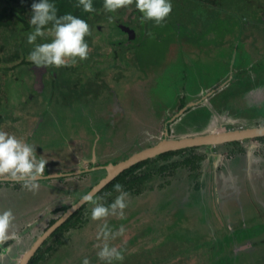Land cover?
<instances>
[{
	"label": "rangeland",
	"instance_id": "obj_1",
	"mask_svg": "<svg viewBox=\"0 0 264 264\" xmlns=\"http://www.w3.org/2000/svg\"><path fill=\"white\" fill-rule=\"evenodd\" d=\"M234 1L227 2L226 4L228 6L232 3L236 4ZM246 4L247 7L245 6L242 10L246 21L243 22L244 24L238 21L242 13H240L238 7L235 6L232 8L233 17L241 24H237L236 21L231 17H226L225 14H221L223 19H219L216 14L211 13L208 17H202L203 19L200 20L199 15L202 13L198 12L196 14L197 17L191 14L189 19H184L181 24H177V27L173 28L169 27L167 24L161 25L147 22L148 27L143 31L139 28L140 26H138L140 20L137 18V15L140 13L128 11V15H130L131 20H133L130 26L126 27L105 23L98 27L100 33L88 40L89 46L96 50L92 52L91 55L94 57L90 60V67L93 70L96 69L95 79L96 81H101V85L99 86L100 89L103 87L102 84H104V86H107V83L114 85L113 83L116 81L119 84L121 78H118V80H111L114 77L112 68L121 67L122 65L126 66V63L122 60L118 61L115 52L117 50L120 52L122 50H127L129 54L134 53L137 60V68L135 69L133 66H131V68L138 70V72L127 77L128 79L125 78L122 86L117 87L118 84L114 85V87H116L114 88V95H116L115 97H117L120 106H127L129 108V116L133 115L130 112H134L131 110V107H136V110L141 113L139 116H134L132 120L129 117L128 131L124 126V122L121 123L118 133L111 134L110 129H106L108 142L105 144L106 148H102V152L105 156L103 161L110 158H119L121 156L127 157L129 154L125 153L126 155H122V153L130 151V148L134 147L133 138L138 137L140 140L143 135H139V132L142 133L150 127L148 123L145 124V119L147 115H149V112L153 110V100L156 99L155 95H161L163 92L164 88L160 90L157 88L165 79L164 74L167 69H171L169 72L172 71L175 73V76H178L179 73L182 74L185 72L186 60L190 62L189 66L191 67L195 66L193 63L194 61L199 62L197 67H202V65L205 66L206 61L209 59H215V62L209 61L208 66L211 68L210 73L219 71V65L223 64L221 59L215 57L209 58L208 56V58L204 57L209 53V44L223 47L227 46L228 43L234 45L236 42H241L243 44V49L247 52H249V50H254L253 43L258 45V49L262 47V44H264V10L262 11L260 6L256 7L253 3L246 2ZM237 5L242 6L238 3ZM185 14V17H187V12ZM125 20H127V17ZM169 31L170 33L173 31L185 33L184 37L181 39L183 40V46L188 52H184L183 46H180L182 44H179L181 40L180 36H167L169 35ZM52 38L51 34H48L43 38V41H50ZM43 41L38 38L36 43H41ZM170 42H172L171 45ZM10 45L8 40L7 46ZM33 46L34 45L27 42L24 48L29 53ZM16 48L17 47L8 49L4 53L5 58L2 61L7 63V71L0 67V84L2 85L0 90V115H3L2 118L5 120L3 125H0V129L14 133L18 138L34 144L36 146L37 156L46 159L47 165L50 164L52 166L51 168H55V170H57L56 168H61V170L64 168L72 171V168L65 165L67 162L61 164L53 160L52 156H47L46 150L51 153L52 149L49 146H43V144H45L43 140H46L47 134L49 136L48 141L52 140L57 134L55 129H60V131L64 132L65 137L74 135L71 118H68L69 121L63 126L61 125V121L58 120L55 122L53 118V115H57L58 113L57 107L60 104V100L62 105V99H64V96L58 93H69L64 90L53 92V89L47 86L44 87V91L38 96L41 89L37 91L38 93L34 90L33 85L35 76L31 69L36 65L32 64L29 66L31 68L24 65L17 66L20 64L21 60L13 56ZM255 52L253 51V54ZM80 64L81 60L77 58L75 64L69 63L66 66H60L62 68H67V70H65V73H68L66 76L67 82L72 85L75 84L77 80L84 82V75L81 73L78 75L75 71L76 65ZM15 65L17 67L13 69ZM53 67L54 65L46 66L47 71L52 72L53 70H59L58 67ZM192 71L193 70H191V72ZM202 72L205 73L203 70ZM57 73L61 75V71ZM176 73L178 75H176ZM44 78L47 80L46 77ZM63 78H65V76H62V80H66ZM167 79H169L168 72L166 81ZM201 80H203L202 76ZM47 81L50 82L49 80ZM146 85L150 89L157 86L153 89L155 95L151 96L150 91L145 88ZM75 89L77 90L75 92L76 98L72 95L74 92H71L65 100L66 102L71 101L72 104L73 99L76 109L78 107L81 110H85L92 106L99 108L106 103L105 94L102 92H94L96 90L91 85H82ZM106 89L107 87L103 88V90ZM31 96L32 99H30ZM135 98H138V100H135ZM32 100L33 102H31ZM54 100H59V102H55ZM133 100L136 101V104H132ZM43 115L44 118L42 119L41 116ZM87 120L89 121L88 117L86 118V122L80 121V123H77L80 131L83 133L87 128L90 129L87 125ZM46 123H49L50 127L55 126V129L51 130L47 127L44 129L43 127ZM93 124H95V126L98 125L96 121H94ZM136 130L137 135L134 134ZM94 131L99 133L96 128ZM96 132L93 133V135L91 134V139L94 140L93 146L96 145V149L99 151L101 141L97 142L98 136ZM79 136L81 140L84 138L83 134ZM61 140L63 143H56L55 149L60 150L62 154H64L66 153L67 147L65 146L64 138ZM73 145L76 148L78 147L77 142ZM75 147L74 149L77 150ZM58 163V167H55ZM161 164H163V162L156 165L157 169L152 170L153 174L147 181L139 187H136L141 189L140 195L129 192L130 194L125 197L127 206L123 209V216L110 213L108 216L99 219H92L91 217V209L95 207V203L110 205L116 197L120 195V192L103 194L99 198L86 204L81 219L76 222L75 227L65 229L56 235V238L51 239L43 246L40 253L43 255V259L39 264H82L84 257H88L89 264H208L209 257L214 251H211L208 248L209 246L205 247L207 243L209 244L215 237L216 239H221L219 237L223 235V231L231 233L232 230L230 229L236 231V227H245L243 226L244 221H246L245 225L247 227H254L253 218L255 214L259 212V205L254 202V194L251 198L250 205L248 204L240 215L237 214L235 217V214H228L229 218L230 215L234 218L229 221L228 218H223L226 214H201L196 210L195 212L197 214H181V212L172 213L170 210H166L163 203V201L167 202L166 192L164 193L165 187H163L164 174L158 173V168ZM74 169H77V167ZM92 177L94 178V175L79 174L70 179L71 182L65 179L64 186L62 187H58V184L56 186H51L52 191L38 190L35 193H27V199L29 201L25 205V208L23 207L26 211L22 214L23 218H21V214H16L18 209L17 205L14 204V200L8 197V195L15 194V197L18 198L19 195L17 193L20 190H27V192L30 190L19 184L16 185L17 187H13L11 185L6 186L1 182L0 211L7 208L12 209L15 220L10 228L19 230L21 233L19 235L18 244L9 248H14L10 251V255L1 253L2 255L0 258L10 256V258L13 259V254L18 253L17 251L19 249L24 250L26 238L35 228V225L32 224L33 219H35L36 216H40L43 212L45 213L50 208L48 207V202L50 201L51 194L52 199L55 197V194H57L59 206L63 208L74 205L86 193L89 186L87 179L90 180ZM173 183L174 185L190 184L189 180L181 182L174 180ZM175 190H178L180 193H178L179 196L170 193L169 202L173 200L172 209L184 205L180 198L183 194L184 200L186 199V190L188 189L184 186L181 187L176 185L173 187V191ZM205 192L207 193L206 190L201 192L199 195L200 199L207 202L208 208H214L216 204L211 200L214 194H205ZM218 205H220V201ZM221 206L223 205L218 206V208ZM174 211L175 210H173V212ZM47 216L48 214H43L42 217L45 218ZM223 221L226 222L224 223ZM105 224L111 229L107 241H105L103 233L101 232ZM209 224L211 229L208 227ZM121 225L124 227L123 232L119 231ZM258 227V230L261 232L260 226ZM254 232L255 231L252 232V235ZM37 234L41 235L42 233L40 234L38 232ZM10 236H13L15 239L17 238L15 233ZM53 241L56 243L53 244V250L46 252V249L52 246ZM106 242L110 246H114L117 250L121 251L123 258L120 260L113 259L111 261L107 258H100L98 252ZM235 248L237 252H242V247L235 246ZM254 249L255 248H252L248 254L252 252L256 253ZM261 250L264 252V245H262ZM260 259V256H255V261L257 263L261 262ZM210 264L213 263L210 262Z\"/></svg>",
	"mask_w": 264,
	"mask_h": 264
},
{
	"label": "flooded vegetation",
	"instance_id": "obj_2",
	"mask_svg": "<svg viewBox=\"0 0 264 264\" xmlns=\"http://www.w3.org/2000/svg\"><path fill=\"white\" fill-rule=\"evenodd\" d=\"M208 46L210 48L209 53L204 57L221 59L223 64L219 65V71L210 73L209 61L215 62V59L206 61V67L203 65L202 67H197L199 63L197 61H194L195 66L191 67L189 66L190 62L186 60L184 73H179V75L176 73L178 76H175L174 72H169L171 69L165 71V79L157 88L158 90L164 88L161 95L157 96L153 93V89L157 86L150 89L146 85L145 88L150 91L151 96L155 95L156 98L155 100L152 99L153 110L149 112V115L145 119V124L148 123L150 127L142 133L139 132V135H143L140 140L138 137L133 138L134 147L130 148V151L122 153V155L129 154L127 157L110 158L106 161H103L105 156L102 152V148H106L105 144L108 142L106 129H110L111 134L118 133L121 123L124 122V126L128 131L129 117L132 120L134 116L141 115L136 110V107H131V110L134 112H130L133 115L129 116V108L127 106H120L117 97H115L116 95H114V88H116L114 85H117L118 82H114V85L107 83V86L102 84L103 87L100 89L101 81H96L95 79L96 69L93 70L90 67V60L94 57L91 55L92 53L89 54L88 59L81 60V64L76 65L75 68L76 74L80 75L81 73L84 75V82L77 80L73 85L67 82L66 76L68 73H65L67 68L58 67L59 70L50 71L51 75L49 76L50 72L47 71L45 66L29 67L35 76L34 90L37 92L41 89L40 93L37 92L38 96L44 91V87L49 86L53 89V92L63 90L69 94L74 92L72 95L76 98L75 92L77 90L75 88L82 85H91L96 90L94 92L105 94L106 103L99 108L92 106L93 108L90 107L85 110H81L78 107L76 109L73 99L72 104L71 101L66 102L65 100L69 94L58 93L64 96V99H62V105L60 100V104L57 107V115H53L54 121H61V125L63 126L69 121L68 118H71L74 135L65 137L64 132L60 131V129L57 130L55 126L50 127L49 123H46L43 128L55 129L57 134L50 141H48L49 136L47 134L46 140H43L45 143L43 146H49L52 149L51 153L46 150L47 156H52L53 160L61 164L67 162L65 165H68L67 167L73 170L70 171L64 168L63 170L61 168H56L57 170H55V168H51L50 164H46L44 175L51 178L41 179L37 190L29 192L27 190H20L17 193L19 195L18 198L15 197V194L8 195V197L14 200V204L17 205L16 214H21V218H23L22 214L26 212L24 209L25 205L29 201L27 193H35L38 190H51V186H56L57 184L58 187H62L64 186L65 179L70 181V179L79 174L94 175V178L87 179L89 186L84 194L86 195L106 177L107 172L102 167L111 163L117 164L125 161L135 153L158 146L165 140L171 143L186 142L187 146L166 150L154 158L145 160L146 164L138 168L134 173L144 174L145 172L155 170L157 169L156 165L163 162L158 168V170L164 169L161 174H164L163 187H165L164 193L166 192L167 202L163 201V203L164 208L168 211L170 210L172 213L197 214L196 210L201 214H226L227 216L225 215L223 218H228L229 221L233 216L230 215L229 218L228 214H235V217L237 214L240 215L246 206L250 205L254 194V202L259 205V212L253 218L254 227H247L245 225L246 221H244L243 226L245 227H236V231L230 229L232 230L231 233L223 231V235L219 237L221 239H216L215 237L209 243V249L214 252L209 257L208 264L210 262L213 264H253L257 263L255 256L261 257V262L257 264H264V252L261 250L262 245H264V133H261L264 130V44L258 49V45L253 43L254 50H249V52L243 49L241 42H236L234 45L228 43L227 46H221L222 49L215 44H209ZM253 51L257 53L253 54ZM116 57L118 61L122 60L126 63V66L122 65L121 67L112 68L114 77L111 80L121 78L117 85V87H120L123 85L125 78L138 72V70H135L137 66L134 65L137 60H134L127 50H122ZM131 66L135 69L131 68ZM39 69L42 73L43 82L45 80L44 77L50 81L45 80L44 86L41 88L38 86ZM191 70L193 71L191 72ZM58 71H61V75L57 73ZM167 72L169 79L166 81ZM62 76H65L63 79L66 80H62ZM201 76L203 80H201ZM104 87H107V89L103 90ZM32 96L30 99H32ZM135 100H138V98H135ZM135 100H133L132 104H136ZM54 101L59 102V100ZM2 116L0 115V125H3V122H5ZM87 117L89 118L87 125L90 129L87 128L83 133L80 131L77 123H80V121L86 122ZM41 118L43 119L44 115ZM94 121L98 123L97 126L93 124ZM95 128L99 133L94 131ZM95 132L98 136L97 142L101 141L99 151L96 149V145L93 146L94 140L91 139ZM80 134L84 135L82 140L79 136ZM134 134L137 135V130ZM234 137H238V139H234ZM62 138H64L65 146L67 147L64 154L60 150L55 149L56 143H63ZM75 142L78 143L77 148L73 145ZM58 165L59 163L55 167H58ZM76 167L77 169H74ZM174 180L177 182L189 180L190 183L184 185L176 184L188 189L186 190V199L184 200L183 194L180 198L184 205L178 206L176 209H172L173 200L169 202L170 193L178 196V193H180L178 190L173 191V187L176 186L173 183ZM1 182L6 186L17 187L14 182ZM112 182L98 191L90 201L85 203L75 213L82 210L80 214H83L86 204L105 194L106 191L104 190ZM19 185L22 184L19 183ZM205 190L207 193L214 194L211 197V200L216 204L214 208H208L207 202L200 199L199 195ZM122 191L127 192L124 189ZM118 192L120 191L116 193ZM130 193L127 192V194ZM140 193L137 195H140ZM207 193L205 192V194ZM219 201L220 205H223L220 208H218L220 206L218 205ZM72 206L64 208L59 206L57 194H55L53 199L51 194L50 201L48 202V207L50 208L33 219L32 224L35 225V228L27 236L24 250L19 249L18 253L13 254V259L10 256L0 258V264H21V258L35 245L40 236ZM173 210L175 211L173 212ZM43 214H48V216L43 218ZM68 221L69 219L63 225ZM223 222L225 223L226 221ZM258 226H260L261 232L258 230ZM208 227L211 229L210 224ZM60 228L44 241L36 254L47 242L56 238V235H58L56 232ZM64 230L62 229V231ZM8 231L10 235L15 233L17 238L15 239L13 236H10L9 239L0 241V256L4 253L10 255V251L14 248H9L18 244L21 232L11 228ZM253 231L255 232L252 235ZM38 232L42 234L39 235L37 234ZM235 246L242 247V252H237ZM252 248H255L254 251L256 253L252 252L248 254ZM31 260L28 264H30Z\"/></svg>",
	"mask_w": 264,
	"mask_h": 264
},
{
	"label": "clouds",
	"instance_id": "obj_3",
	"mask_svg": "<svg viewBox=\"0 0 264 264\" xmlns=\"http://www.w3.org/2000/svg\"><path fill=\"white\" fill-rule=\"evenodd\" d=\"M132 0H103V7L107 12L116 10L130 4ZM136 8L142 13L141 21L154 20L159 24L172 11V0H135ZM77 7L83 11H95L93 0H77ZM32 15L28 21L31 31L27 34V42L34 45L28 54V59L36 66L56 67L66 66L69 63L75 64L79 60L87 59L89 56V43L87 36H91L89 23L82 17L72 12L58 14L56 0H33ZM109 21L114 17L109 16ZM50 25V27H46ZM51 34L50 41L36 43L38 38ZM47 160L37 156L36 146L24 139L18 138L14 133L0 129V177H7L11 181L21 182L22 187L28 190H37L39 181L45 177ZM122 185L116 184L115 188L120 195L110 204L95 203L91 209L92 219L106 217L110 213L123 216V209L126 208L125 197L127 192L122 191ZM84 201L91 200L92 196L84 195ZM119 210V211H118ZM15 220L11 208L0 211V241L10 238L9 229ZM120 232L124 231L121 225ZM105 241L109 237L111 229L105 224L101 229ZM102 259L110 261L123 258L122 252L107 242L98 252ZM82 264H89L88 257H84Z\"/></svg>",
	"mask_w": 264,
	"mask_h": 264
},
{
	"label": "trees",
	"instance_id": "obj_4",
	"mask_svg": "<svg viewBox=\"0 0 264 264\" xmlns=\"http://www.w3.org/2000/svg\"><path fill=\"white\" fill-rule=\"evenodd\" d=\"M231 1L234 0H172L171 13L165 18L163 22L159 24L161 25L167 24L169 27L174 28L177 27L178 23L181 24V22L184 21V19H189L191 14L197 17L196 14L198 12L202 13L201 15H199L200 20L205 17H208L211 13L216 14L217 18L219 19L222 18L221 14H225L226 17H231L234 21H236L237 24H241L243 22H246L245 17L242 13L243 8L245 6L247 7L246 2L253 3L256 5V7L260 6V8H262V11L264 10V0H235L234 2L236 4L232 3L230 6H228L226 3ZM32 2L33 0H0V67L4 68L5 71H7V63L2 61L5 58L4 53L6 50L12 49L14 47H17L15 49V53L17 54L14 53L13 55L14 58L17 59L19 58V60H21L20 64H18L17 66L24 65L29 67L33 64L27 58L29 53L24 48L27 44V34L29 31H31V26L29 25L28 21L32 15V9H31ZM93 2L96 10L93 12H86L83 11L82 7H77V0H56V6L59 10L58 14H63L65 12H72L74 15L84 18L89 23L91 28V36L86 37L87 41L93 38L94 35L99 34L100 31L98 27L105 23L121 25L126 27L130 26V24L133 23V20H131V16L128 15L127 13L128 11H132L133 13L137 12L138 14L140 13L139 15H137L138 16L137 18L140 20L138 26H140L139 28H141V30L143 31H145L146 27H148L147 22L157 24L154 22V20H146L143 22L141 21L140 17L142 13L136 8L135 0H132L130 4L116 10L115 12H107L103 7V0H93ZM237 3L241 4L242 6L237 5ZM235 6L238 7L240 13H242L241 14L242 16H240V19L238 20L241 21V23H239L233 17L234 15L232 12V8ZM186 12H187V17H185ZM109 16L114 17V19L112 21H109L108 19ZM126 17L127 20H125ZM46 27H50V25ZM173 35L180 36L181 39L184 37L185 33L180 31H173L170 33L169 31V35L167 36H173ZM8 40L11 44L10 46H7ZM45 41L48 40H44L43 42ZM172 42H170V45L172 44ZM182 42L183 40L181 39L179 44ZM180 46H183V43ZM220 49H222V47ZM94 51L96 50L89 46V54ZM183 51L184 52L187 51V49L184 46H183ZM119 52L120 51L117 50L115 52V56L119 55L118 54ZM129 55L132 58H134V60H136L135 56H133V53ZM134 65L137 66V62ZM17 66L16 65L13 66V69H16ZM206 66L207 64L205 63V67ZM1 86L2 85L0 84V90H1ZM144 164H146V162L136 165L137 167L133 166L131 169L119 175L104 190L106 191L105 194L116 193L118 191L115 188L116 184L122 185L123 186L122 189L126 190L127 192H133V194L140 193L141 189L136 187H139L141 184L147 181L153 174L152 171L145 172L144 174L134 173L139 167L143 166ZM162 171H164V169L161 168L159 169L158 173L161 174ZM6 183H10V181L9 182L6 181ZM14 183L18 185L21 182H14ZM81 211L73 214L69 218V221L65 225H63L56 233L59 234L62 231V229H70L72 227H75L76 222L81 219L82 216V214H80ZM208 246L209 244L207 243L205 247ZM208 248H210V246ZM51 250H53V246L46 249V252H49ZM39 252L32 258L30 264H39V262L43 259V255H41Z\"/></svg>",
	"mask_w": 264,
	"mask_h": 264
},
{
	"label": "water",
	"instance_id": "obj_5",
	"mask_svg": "<svg viewBox=\"0 0 264 264\" xmlns=\"http://www.w3.org/2000/svg\"><path fill=\"white\" fill-rule=\"evenodd\" d=\"M35 69H37V67H35ZM39 71L40 72L38 75V86L41 88L42 86H44V82L42 79L41 70L39 69ZM261 133H264V130ZM234 139H238V137H234ZM165 142H169V141L165 140L158 146L143 150L141 152H137L134 155H132L129 159L122 161L120 163L117 164L111 163L107 166L102 167V169L106 170L107 172L106 177L102 179L99 182V184L95 186L87 195L94 197V195H96L98 191H100L107 184L112 182L119 174H121L122 172L131 168L132 166L136 165L139 162L145 161L150 158H154L156 155H159L160 153L166 150L175 149V148L179 149L181 147L187 146V144L181 146H178L177 144L171 146L170 144L168 147L162 148L161 145L165 144ZM0 181L16 182L9 180L7 177L6 178L0 177ZM88 201L90 200L84 201L83 199H81L76 204H74L70 209H68L67 212L60 219H58L42 236H40V238L35 243V245L21 258L20 260L21 264H28L31 258L35 256L36 252L39 250V248L44 243V241L48 237H50L58 228H60L78 209H80Z\"/></svg>",
	"mask_w": 264,
	"mask_h": 264
},
{
	"label": "bare ground",
	"instance_id": "obj_6",
	"mask_svg": "<svg viewBox=\"0 0 264 264\" xmlns=\"http://www.w3.org/2000/svg\"><path fill=\"white\" fill-rule=\"evenodd\" d=\"M226 10V9H225ZM194 22V21H193ZM219 136V135H218ZM214 137V136H213ZM259 138V137H258ZM202 140V139H201ZM212 142V141H211ZM171 144V146H173L174 144H177L178 146H181V145H184L186 144V142H182V143H171L170 141L169 142H165V144H162L161 147L164 148V147H168L169 145ZM166 145V146H165ZM145 162V161H144ZM143 163V162H142ZM166 165V164H165ZM137 167V166H136ZM132 168V167H131ZM140 168V167H139ZM118 182V181H117ZM152 187V186H151ZM150 187V188H151ZM228 253V252H227Z\"/></svg>",
	"mask_w": 264,
	"mask_h": 264
}]
</instances>
